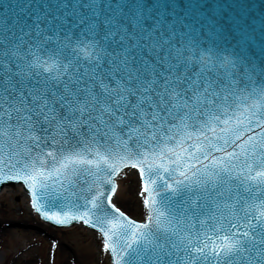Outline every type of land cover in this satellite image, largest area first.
Here are the masks:
<instances>
[{
	"label": "snow or ice",
	"instance_id": "1",
	"mask_svg": "<svg viewBox=\"0 0 264 264\" xmlns=\"http://www.w3.org/2000/svg\"><path fill=\"white\" fill-rule=\"evenodd\" d=\"M16 8L0 22V183L22 181L46 220L97 227L113 264H264V64L245 35L228 64L138 0ZM129 166L145 223L100 187Z\"/></svg>",
	"mask_w": 264,
	"mask_h": 264
},
{
	"label": "water",
	"instance_id": "2",
	"mask_svg": "<svg viewBox=\"0 0 264 264\" xmlns=\"http://www.w3.org/2000/svg\"><path fill=\"white\" fill-rule=\"evenodd\" d=\"M138 2L145 5L148 12L159 8L157 15L161 19L168 16L171 18L172 23L178 26L183 25L187 33L193 34V37L189 38L192 45L191 50L193 52L198 51L202 57L210 56L212 60L221 57L225 63L230 64L233 59L230 53L236 47L237 41L245 44V40L241 39L242 35H245L247 44L243 51L248 59L252 61L253 66L264 64V0H138ZM17 3L18 0H0V22L7 23L15 17V12L18 11L16 8ZM210 26L214 28V31ZM256 71L259 72L260 68L257 67ZM246 79L255 80L256 77L249 73ZM262 87H264V83L252 90L259 92ZM246 95L247 93H245ZM127 171H135L144 187V180L139 169L130 166L122 168L119 174L114 177L113 183L116 185L114 193L110 191L111 185H100L106 196L111 195V203L117 209L119 208L115 204V199L119 188L118 180ZM18 186L23 188L33 212L45 224L58 230L80 226L98 233L104 241V237L97 227L86 225L80 221L58 224L44 219L32 207V197L22 181L7 180L0 183V195H2L5 187L16 189ZM85 195H91V193L86 192ZM147 196L148 193L144 192V197ZM105 207L107 209V204H105ZM57 210L55 208L51 209V211ZM107 210L111 212L110 209ZM119 212L135 223H145L148 215L147 208L146 216L142 220L135 219L120 209ZM108 253L111 264H113V253L111 251H108Z\"/></svg>",
	"mask_w": 264,
	"mask_h": 264
},
{
	"label": "rangeland",
	"instance_id": "3",
	"mask_svg": "<svg viewBox=\"0 0 264 264\" xmlns=\"http://www.w3.org/2000/svg\"><path fill=\"white\" fill-rule=\"evenodd\" d=\"M122 176L123 187L118 198L116 195V205L127 215L141 219L145 205L139 189L137 193L132 186L131 180L136 176L131 171ZM135 198L140 200L143 213L124 206ZM98 235L80 226L58 230L45 224L33 212L21 186L9 188L0 195V264H108L99 255L101 236ZM91 248L96 250L95 259L80 262L79 256Z\"/></svg>",
	"mask_w": 264,
	"mask_h": 264
},
{
	"label": "bare ground",
	"instance_id": "4",
	"mask_svg": "<svg viewBox=\"0 0 264 264\" xmlns=\"http://www.w3.org/2000/svg\"><path fill=\"white\" fill-rule=\"evenodd\" d=\"M128 172L130 173V171H128ZM128 172H126V173H128ZM131 172H132V175L133 176H136V178L132 176L133 177L132 180H131L132 183H133L132 186H134L136 188V192L137 193H138L137 189H139L140 195L144 197V194L141 193L140 180L138 178L137 173L135 171H131ZM122 178H123V176L120 177V179H119V191H118V194H117V198L119 197L120 191H122V187H123ZM136 180H138V182H139L138 185H136ZM9 188H11V187H5L4 191L8 190ZM142 202H143V200H142ZM115 204H116V202H115ZM124 206L127 207V208H132L136 212H139L140 211L141 213H143V209L141 207L140 200L138 198H135V199H132V200H128L124 204ZM142 215L143 216L141 217V220L146 216V209H145V207H144V213ZM99 251H100L99 252L100 253L99 255L101 256V258H104V259L106 258L108 260V264H111V258L109 256V253H108V251L106 252L104 250V243H103L102 238H101V245H100ZM95 256H96V250L95 249L91 248L89 251L88 250H84L83 253L79 256V261L81 260L80 262H83V261L84 262L85 261L89 262L90 260L92 261L93 259H95ZM18 264H21V263H18Z\"/></svg>",
	"mask_w": 264,
	"mask_h": 264
}]
</instances>
